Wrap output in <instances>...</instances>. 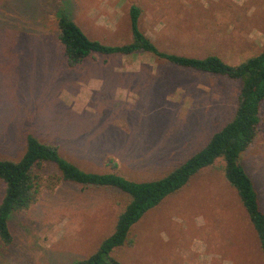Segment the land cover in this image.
<instances>
[{"label": "rangeland", "instance_id": "374dc122", "mask_svg": "<svg viewBox=\"0 0 264 264\" xmlns=\"http://www.w3.org/2000/svg\"><path fill=\"white\" fill-rule=\"evenodd\" d=\"M166 52L220 56L236 65L264 46V0H0V158L17 160L28 134L54 143L86 172L134 181L159 178L235 113L239 80L172 65L150 53L92 54L69 67L57 39L64 13L92 39L130 40L129 8ZM264 210V101L257 138L239 157ZM223 159L203 167L136 222L122 264H264L257 235ZM37 201L9 217L11 244L0 264H73L109 235L125 195L56 180L42 168ZM0 181V198L3 194Z\"/></svg>", "mask_w": 264, "mask_h": 264}, {"label": "trees", "instance_id": "16d2710c", "mask_svg": "<svg viewBox=\"0 0 264 264\" xmlns=\"http://www.w3.org/2000/svg\"><path fill=\"white\" fill-rule=\"evenodd\" d=\"M141 9L129 8L130 40L121 44H107L90 38L82 28L64 13L56 20L57 39L69 67L80 65L92 54L130 55L150 53L174 66L209 74L228 76L239 80L240 91L235 113L222 128L214 132L207 143L172 170L148 181L130 180L117 172V162L107 158L105 165L112 171L86 172L61 156L54 143L42 142L28 134L25 149L17 160L0 158V181L3 194L0 198V250L12 242L9 217L14 211L28 209L41 192L42 168L46 164L56 167V180L91 187L114 188L125 195L112 232L104 237L87 257L76 259L73 264H122L111 253L123 245L131 246L134 240L130 232L136 222L164 197L186 185L200 169L211 165L217 158L223 159L222 173L227 183L236 191L259 242L264 260V210L261 209L258 192L251 177L240 164V154L257 138L260 109L264 101V46L244 61L229 65L215 54L191 57L160 50L140 29Z\"/></svg>", "mask_w": 264, "mask_h": 264}]
</instances>
